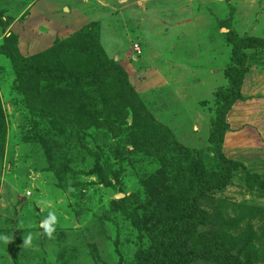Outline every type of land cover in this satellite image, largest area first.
I'll use <instances>...</instances> for the list:
<instances>
[{
    "label": "rangeland",
    "instance_id": "374dc122",
    "mask_svg": "<svg viewBox=\"0 0 264 264\" xmlns=\"http://www.w3.org/2000/svg\"><path fill=\"white\" fill-rule=\"evenodd\" d=\"M51 1L0 0V264H264V0Z\"/></svg>",
    "mask_w": 264,
    "mask_h": 264
},
{
    "label": "crops",
    "instance_id": "0c3cea01",
    "mask_svg": "<svg viewBox=\"0 0 264 264\" xmlns=\"http://www.w3.org/2000/svg\"><path fill=\"white\" fill-rule=\"evenodd\" d=\"M46 1H49V2H51V3H53V5H54V3H55V1H51V0H46ZM44 2V0H38V2H40L39 4H37V7L35 8V9H40V11H43V12H38L37 10H35V11H33V12H36L39 16L41 15V16H45V15H47V13H45V10H51L50 11V15L51 16H57V14L55 13V12H52V7L53 6H51L50 5V8H49V4H48V2ZM127 1H131V0H127ZM137 1V0H136ZM147 1L148 0H146V3H147ZM153 1V0H152ZM88 2H93V3H95V9H96V11L92 14V13H89V15H88V17L90 18L92 15H93V18H92V20H90V21H88L89 23H95V22H97V13H101V11L102 10H104L105 9V0H85V3H88ZM116 2V1H115ZM124 2V1H123ZM144 2H145V0L144 1H141V2H139L138 4H140V7H144L143 8V10H141L140 9V13L139 14H137L138 16H135V20L138 22V24L139 25H144L145 24V22L146 21H150L151 23H154L157 19V22L156 23H158L159 21H161V20H163L164 21V25L161 27V28H159V26H156V28H154L153 30H151V31H154V30H160L161 31V37H163V36H165V33H166V31H167V28H168V25L167 24H171V23H174L175 22V20L172 18V13H170L169 12V10H168V12H167V10H166V12L164 13V15H165V17H161V16H158V15H151L150 13H147V9H148V7H147V5L148 4H145L144 5ZM107 3V2H106ZM120 4H124V3H122V0L120 1ZM33 5V6H32ZM113 5V4H112ZM111 5V3H107V6H112ZM32 6V7H31ZM36 6V3H30L29 5H27V7L29 8H34ZM54 7L55 8H58V7H56L55 5H54ZM137 7V6H136ZM63 8V7H62ZM60 9V12H62V13H68L69 12V10L68 9ZM112 8V7H111ZM151 9H153L154 7L152 6V4H151V7H150ZM61 10H63V11H61ZM42 13V14H41ZM77 13V12H76ZM68 14H72V12H69ZM73 14H74V12H73ZM73 14H72V16H73ZM69 15V16H70ZM84 16V15H83ZM111 17V16H110ZM110 17H107V20L110 18ZM106 19V18H105ZM75 20V19H74ZM111 21H113L112 19H111ZM74 22V21H73ZM76 23H77V20H76ZM75 23V24H76ZM86 24V23H85ZM87 25V24H86ZM85 25H82V26H79L78 27V29L79 28H82V27H84ZM181 26H182V24H181ZM183 27V26H182ZM101 30V29H100ZM103 38L105 39V35H104V33H103ZM150 42V41H149ZM150 43H152V42H150Z\"/></svg>",
    "mask_w": 264,
    "mask_h": 264
},
{
    "label": "clouds",
    "instance_id": "9594fccd",
    "mask_svg": "<svg viewBox=\"0 0 264 264\" xmlns=\"http://www.w3.org/2000/svg\"><path fill=\"white\" fill-rule=\"evenodd\" d=\"M56 225H57V216L53 212H49L48 217L41 222V227L43 231L49 236H51L52 233L56 230ZM0 239L6 241L7 243H10L12 241L6 236L0 237ZM31 242H32V235L29 234L27 238L24 239L23 244L29 245L31 244Z\"/></svg>",
    "mask_w": 264,
    "mask_h": 264
},
{
    "label": "trees",
    "instance_id": "16d2710c",
    "mask_svg": "<svg viewBox=\"0 0 264 264\" xmlns=\"http://www.w3.org/2000/svg\"><path fill=\"white\" fill-rule=\"evenodd\" d=\"M92 24H95V23H92ZM95 26V25H94ZM84 27H86V26H84ZM84 27H82V29L84 28ZM76 41V40H75ZM77 49V48H76ZM99 52H101V50H99ZM86 65H88V66H86ZM86 65H81V68H82V70H83V73L85 74V73H87V74H90L89 73V67L91 68V69H94L95 70V73L96 72H99V71H101L102 70V68L103 67H101V65L99 64V63H92V64H86ZM61 68L63 69V71H66V69H65V67H62L61 66ZM21 73V72H20ZM22 74V73H21ZM75 73H73V75H74ZM50 75H52V76H55V75H57V74H55V73H50L49 74V76ZM81 75H83L82 73H81ZM48 79H50V78H48ZM47 79V80H48ZM71 79H73V78H71ZM88 86H90V85H88Z\"/></svg>",
    "mask_w": 264,
    "mask_h": 264
},
{
    "label": "built area",
    "instance_id": "2783aa9c",
    "mask_svg": "<svg viewBox=\"0 0 264 264\" xmlns=\"http://www.w3.org/2000/svg\"><path fill=\"white\" fill-rule=\"evenodd\" d=\"M133 50H134L136 56H139L140 55L139 48H138V46L136 44L134 45Z\"/></svg>",
    "mask_w": 264,
    "mask_h": 264
}]
</instances>
